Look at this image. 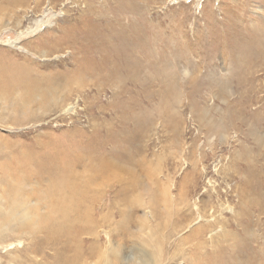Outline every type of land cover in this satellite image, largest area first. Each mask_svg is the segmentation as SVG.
Returning a JSON list of instances; mask_svg holds the SVG:
<instances>
[{
    "label": "rangeland",
    "instance_id": "obj_1",
    "mask_svg": "<svg viewBox=\"0 0 264 264\" xmlns=\"http://www.w3.org/2000/svg\"><path fill=\"white\" fill-rule=\"evenodd\" d=\"M11 1L0 0V79L25 71L29 85L0 90V264H64L62 246L45 244L41 230L51 180L35 161L44 151L87 155L76 167L84 174L106 161L127 177L103 186L75 235L87 264H208L209 251L194 256L202 236L188 238L205 220L218 225L217 238L252 228L243 247L258 248L264 264V54L246 55L264 45V0ZM81 26L71 46L65 30ZM93 32L98 38L85 40ZM56 41L64 49L49 52ZM91 62L94 71L80 76ZM204 112L224 129L209 133ZM154 181L167 193L157 209L147 191ZM19 199L20 213H11ZM95 235L101 260L87 248Z\"/></svg>",
    "mask_w": 264,
    "mask_h": 264
},
{
    "label": "bare ground",
    "instance_id": "obj_2",
    "mask_svg": "<svg viewBox=\"0 0 264 264\" xmlns=\"http://www.w3.org/2000/svg\"><path fill=\"white\" fill-rule=\"evenodd\" d=\"M20 1L21 0H12L11 5L12 6L17 5V4H19ZM21 24H22L21 20L19 19L18 28L21 26ZM86 29H87L86 26L85 27H82V26L79 27L78 34H76V32L73 29H66L65 33L69 34L68 35L69 37H66V39H68L70 41V45H71V43H74L72 41V40H74V38L76 40V43H79L77 38L80 36L79 34H82V31H85ZM95 38H98V36L95 35V33L92 34L90 37L85 36V40L95 39ZM105 39H108V38L105 37ZM83 41H84V39L82 40V42ZM57 43H59V42L56 41V43L49 44L48 46H45V47H47V49L51 53H56L59 50H63L64 46H62V45L55 46V44H57ZM81 46H82L83 50L88 51V49L83 47V45H81ZM248 52H250V55H252V54H255L258 56L263 55L264 54V45H261V48L259 50H255V51L252 50V48H249L246 51V55L248 54ZM84 54H86V53H84ZM128 55L129 54L126 53L125 56H128ZM236 55H239V54H236ZM86 56H88V55H86ZM41 57L42 58L48 57L47 51L43 52ZM84 60L88 63L89 58L85 57ZM94 67H95V63L91 62L90 65L87 66V68L80 70L79 75L84 76L87 73L93 72ZM21 69L26 70V71H31L33 69L34 70H40L36 67L31 68L30 65L28 67L26 64H23ZM110 70L111 71H109V72H113L114 74H116V72L118 70L117 64H113V66ZM26 80H27L26 72L25 71L18 72V75L14 79H11V80L0 79V90H3L6 92V91L10 90L12 87H14L19 82L22 84V86H28L29 82H26ZM42 80H44V78ZM224 82L222 81L218 85L219 90H220V92H218V93L220 96L228 94L226 89H227V84H229V83L226 81H224ZM20 97H21V94H19V98ZM21 108L23 110L24 117H29V115L31 113L30 107H28V106L23 107L22 106ZM208 116H209V113H207V112L201 113L200 120L203 121V124L202 123L201 124H202V126L207 127L209 133H211L213 131L215 132V131H220V130L224 129V126L218 122L219 120L218 121L217 120L205 121L203 119V118L206 119V117H208ZM255 117H256V115H255ZM9 118H12V116H9ZM135 121L137 123V120H135ZM255 132L256 131H254V133ZM68 149H70V148H68ZM81 153L82 152L80 151L79 154H81ZM42 156H43L42 159L36 160L35 163L37 165H40L42 171L45 172L51 180L49 183V188H48L49 196H50L49 211H48V214L46 216H43L41 219V223L43 226V228L41 226V230L43 229V231L45 233V244H52V245L60 244L62 246L63 250L59 252V255L61 256V258H59V260H58L59 262L63 261L64 264H70L69 263V261H70V262H72L71 264H87V260L84 257V251L85 250L79 244V241L76 239L77 234H80L82 231L81 224L86 222L89 217L93 218V215H92L93 214V208L91 207V204L94 202V200H97L98 195H101V193L103 191L101 189H103V186L104 187L107 186L110 182H116V180H118V176H120L119 181H122L127 177L123 174H120V172L118 170H121V169L116 170L115 164H110V162H106V161L103 162L105 165H102L101 164L102 162L101 163L98 162L95 164L90 163V166L84 167L85 173H87V172H89V173L84 174L82 171H78L76 169V167L81 166V164L86 162V160L88 159V156L87 155L79 156V155H76L75 152L74 153H71V152H67V153L66 152H63V153L57 152V153H55V152L44 151L42 153ZM80 157H81V159H80ZM25 160L30 162V163L32 162L30 157H28V158L25 157ZM92 160H93V158L90 159V161H92ZM113 160H117V159L115 158ZM127 163H129V161ZM130 163H132V161H130ZM111 166H112V169H111ZM13 177L16 179H19V182L22 179L20 173H16V172H15ZM133 180L134 181H133L132 189H134V191L135 190L138 191L137 190L138 187L136 186L137 181H136V179H133ZM94 184H96V186H97V190H96L97 193L93 192L95 190ZM3 187H4V185H3ZM246 187H247V185H245V190H247ZM128 188L129 187H124L123 189H120L119 195L120 194H122L124 196L127 195ZM157 188H158V185L156 184L155 181L152 182V184H150V186L147 188V191L150 194V197L152 200L150 204H151V207H154V209H157V205H156L154 200L158 199V197L161 195L163 197H167V193H162L161 191H158ZM6 190L10 191V193H12V194L16 193V188L13 187V185H11V184H9L8 186L6 185ZM129 190L131 191V189H129ZM245 193H246V191H245ZM183 195H184V192L181 193V197H183ZM35 196H37V195H35ZM104 196L105 195L103 194L102 197H104ZM22 206H23L22 202L19 199V202L16 201L15 203H13L11 205V208H12L11 210L13 211L11 213H15L14 211L17 212L18 210L20 213ZM138 207H141V204L136 206V208H138ZM188 207H189V204H188ZM119 212H121V210ZM250 214H252V213H250ZM105 215H107V214L102 213L100 215V217L102 218ZM107 216L111 218V216H109V214ZM204 217H206V215ZM151 218L153 219V215L151 216ZM11 219H12V217H11ZM12 220H11V222H12ZM169 221H170V219H169ZM205 222L206 223L201 225L199 228L192 229L191 234L188 235V238L190 240L191 239L197 240V239H199V237L202 236L201 241L197 240L198 248L195 249V247H194V250H196L194 252V256H196L198 254L205 256V253L207 251H209V252H207V256H209V257H207V259L209 261L208 264H256L258 262V260H260L262 253L258 248L255 250V246H251L250 247L251 253L248 254L246 252L247 251L246 249H248V247L246 249L243 247V244H244L243 242H244L245 238H247L248 240L253 238L252 237V231H251L252 228L250 229V231H247V228H243L242 233H234V232H230V230L229 231L223 230L222 236H219L217 238V236L214 237L215 235L214 234L211 235V233L214 229H216L214 226H218V225L217 224L209 225V223L207 225L206 220H205ZM217 222L219 223V221H217ZM220 223H222V222H220ZM157 224H159V226H160V223H157ZM222 224L224 225L225 223H222ZM156 226H158V225H156ZM159 226H158V229H159ZM175 226L177 228L183 227L182 225H178V226L175 225ZM158 229H155V230L157 231ZM222 229H224V228H222ZM176 231L177 230L170 231L168 233V236H170V237L172 235L174 236ZM157 233H160V232H157ZM206 233L207 234L210 233L208 240H207V237L205 235ZM108 237H109V235H108ZM229 237H231V238H229ZM101 238H99V239H101ZM93 239L95 240L93 242L95 244L91 247H89V246L87 247L91 250L90 256L100 258V260H101V259H103L101 246L104 243L102 240L100 241L101 243H99L97 241L98 235H95ZM110 240H111V238H110ZM210 243H213V245L210 246L209 245ZM238 244H240V245H238ZM246 244H248V243H246ZM217 251H218L219 255L216 254ZM174 252H175L174 253L175 256L178 255L182 259H185V261L187 260L186 259L187 256H184L183 253H181L179 251H174ZM187 262H188V264H203L205 262V259L204 260L200 259L199 261L194 260L192 263L187 260Z\"/></svg>",
    "mask_w": 264,
    "mask_h": 264
}]
</instances>
